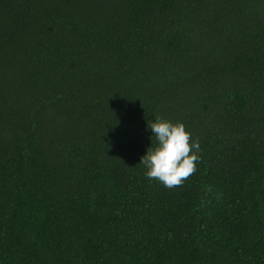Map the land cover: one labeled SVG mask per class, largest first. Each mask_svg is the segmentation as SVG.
Returning <instances> with one entry per match:
<instances>
[{
  "label": "trees",
  "instance_id": "trees-1",
  "mask_svg": "<svg viewBox=\"0 0 264 264\" xmlns=\"http://www.w3.org/2000/svg\"><path fill=\"white\" fill-rule=\"evenodd\" d=\"M0 264H264V0H0Z\"/></svg>",
  "mask_w": 264,
  "mask_h": 264
},
{
  "label": "clouds",
  "instance_id": "clouds-1",
  "mask_svg": "<svg viewBox=\"0 0 264 264\" xmlns=\"http://www.w3.org/2000/svg\"><path fill=\"white\" fill-rule=\"evenodd\" d=\"M148 128L153 133L152 145L139 162L146 168V176L169 189L183 186L198 171L199 140H192L183 122L159 116L148 122Z\"/></svg>",
  "mask_w": 264,
  "mask_h": 264
}]
</instances>
